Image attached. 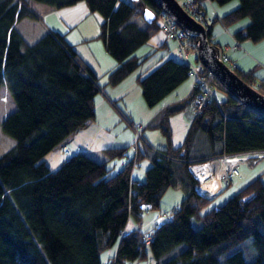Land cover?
Instances as JSON below:
<instances>
[{
    "label": "trees",
    "instance_id": "1",
    "mask_svg": "<svg viewBox=\"0 0 264 264\" xmlns=\"http://www.w3.org/2000/svg\"><path fill=\"white\" fill-rule=\"evenodd\" d=\"M36 1L62 7L80 0ZM195 1L204 12V0ZM86 2L103 16L99 36L118 64L107 84L116 86L148 58L135 52L160 25L144 19L142 25L135 18H142L144 6L156 9L157 3ZM35 16L28 0H0V88L7 87L16 105L1 123L15 144L0 156V264H104L102 252L116 246L115 264L147 259L149 252L155 264H264L262 175L205 211L213 199L197 194L199 182L192 170L224 154L263 152L264 114L241 104L211 76L214 91H223L225 98L216 96L195 111L181 145H172L170 120L192 105L196 91L162 109L136 135L133 154L130 146L105 148L108 160L99 162L80 151L52 170L45 157L95 119L96 96L104 86L64 33L48 30L34 42L24 38L15 23ZM245 17L250 22L231 35L263 39L264 0H240L219 20L228 27ZM234 71L253 86L254 74ZM189 78L187 63L167 58L137 81L146 104L154 107ZM145 129L160 130L167 147H153L142 135ZM115 159L127 161L119 172L110 165ZM143 160L151 164L140 181L132 172ZM176 187L186 196L175 208L173 222L152 230L149 244L140 229L121 237L130 218L140 220L145 207L160 209L166 192Z\"/></svg>",
    "mask_w": 264,
    "mask_h": 264
},
{
    "label": "rangeland",
    "instance_id": "2",
    "mask_svg": "<svg viewBox=\"0 0 264 264\" xmlns=\"http://www.w3.org/2000/svg\"><path fill=\"white\" fill-rule=\"evenodd\" d=\"M32 4H37V5H44L39 1L36 0H30ZM182 1V0H180ZM236 1V0H233ZM240 1V0H237ZM228 4V3H227ZM75 5V6H74ZM220 5H225V4H217L216 6L219 7ZM84 6L88 7L89 6L86 2V0H80L75 4L72 5H66L63 7H53L54 9L49 11L47 15H45L43 17V20H45V23H51L56 31H59L61 33H66L67 27L65 26V22L67 17L71 18L68 19L70 21L76 20L77 18L81 17L84 13H85V9ZM90 10V9H89ZM96 14H93L94 16H91L88 18V20L85 22V27L89 28L90 30L94 29L98 26V36L100 33V29H101V22L103 21V16L96 11H93ZM86 14V13H85ZM86 16V15H84ZM97 18V21L99 20L100 25H96V20L95 18ZM212 18V17H209ZM246 18H243L235 23L230 24L228 27L229 29H234L236 27L240 28L243 23V21H245ZM34 20L29 18V17H24L22 18L20 21H18V28H24L26 30H28V32L26 33L27 37L25 36L26 40L29 42H34L36 41L39 37H33L34 35L37 34V30H29L31 28V25L33 27H35L36 24H33ZM40 23V27L38 25L39 28L43 27V22H38ZM216 24L222 28V24L220 23V21H217ZM61 26V27H60ZM84 27V26H83ZM58 28H61L62 30H59ZM75 28V27H74ZM73 28V29H74ZM223 30H225V27L222 28ZM79 30H76L74 32L73 35H75L76 33H78ZM245 40H249L252 43H255L257 45H259V49L262 50L264 52V38L259 40V41H254L252 39H250L249 37H245L243 38V42H245ZM169 41V49L168 47H164L162 46L164 42ZM94 46H96V49L94 47V53L98 54L100 53L102 56H104V52H107L103 43V40L101 39V37L99 36L98 39H95L94 41ZM155 46V47H154ZM224 45H222V49H224ZM169 50L173 51L172 56L178 57L177 59H179V55H178V43L175 40H169L166 36V34L163 32V30L160 28L158 31H156L150 38L149 40L142 44L139 49L135 52L136 56H140V57H146L147 55L148 58L144 61V63L140 66V68H138L135 72H133L132 74H130L119 86H126V87H132L133 86V90H132V94L130 95V101L128 104V107L126 106V104L124 103L125 101H120L119 102V107L122 108V110L126 113V116L124 114H122L121 112H119L117 110V108L113 107L114 111L112 110H106L105 108L98 107V119H100L101 121H105L106 119L110 118V115L112 114H117V121L114 122V130L112 131V133H122L123 139H131L133 137L132 142L129 144L130 148H129V154H133V150L132 147L135 144L136 141V135L137 132H135V130L133 129L132 125H130V121H134L135 124H140L142 123V126L145 128V126L147 125V123L143 122L139 117H144L145 114L148 112V110L154 109L151 107H148V105L146 104L143 94H142V89L140 84L137 81V78L143 74L146 75L147 73H149L150 71H152L153 69H155L163 60H165L167 57H170L168 52ZM241 52H243L245 55L248 54L250 59V62L252 63L253 59H255L257 62L262 60L261 54L248 49V47H244L242 50H239ZM189 61L187 62L190 65H197L196 62V57L198 56V50L197 49H193V47H190L189 49ZM229 55V53H228ZM258 57V58H257ZM259 59V60H258ZM253 68H256V63H252ZM263 74V71L261 69L258 70L257 75ZM256 75V76H257ZM258 77V76H257ZM193 79L190 77L188 80V84H190V82ZM132 83H138L137 85L135 84L132 85ZM254 87L258 86V82H254L253 84ZM119 88V87H116ZM136 88V89H135ZM106 89L109 91L110 89H112V87H106ZM263 92V91H262ZM215 93L216 96L219 100H223L225 98V93L221 90L215 89ZM264 93V92H263ZM98 97L96 98L98 101L100 99L102 95V93L97 95ZM141 96V97H140ZM138 98H141V102L144 104L143 108H142V103H138ZM128 99V100H129ZM96 100V101H97ZM127 101V100H126ZM100 106V105H99ZM16 108V105L13 101V99L11 98V95L9 93V91H6V88L1 87L0 88V156L5 153L6 151H8L14 144L15 141L9 137L8 135H6L5 133H3L2 129H1V123L2 121L12 112L14 111ZM112 114V115H113ZM194 117L195 116V109L194 107L190 104L188 105L183 111L175 114V116H180V118L182 119V121H186L189 117ZM128 116V117H127ZM181 121V122H182ZM179 120L176 121H171V128H172V132H173V139L176 141H178V139L180 138V136L182 135V123ZM152 134H156L159 138H164L163 134L160 132V130H156V129H145L144 131V135L148 138V136L152 135ZM149 139V138H148ZM140 145L142 146V139L139 140ZM82 149L81 147L78 149L80 150ZM69 156H66V158ZM126 159V158H125ZM125 159H115L113 161H111L110 165H116L113 166L114 167V171H119L122 163L125 161ZM150 161L148 160H143L140 163V169L136 172V175L141 174L142 176L145 177V172L146 170L149 168L150 166ZM239 170H240V176H237L233 179L232 183L225 187V189L219 194L217 195L214 199L212 204L210 205V207H208L205 211H208L209 209H211L212 207H215L217 205H222L224 204L227 199L231 196H233L235 193H237L238 191H240L244 186H246L247 183H249L251 180H253L255 177H257L259 175V173H262V179L264 182V155L259 156L258 158H253V159H249L248 161L242 162L239 165ZM186 196V192L184 191V189L182 187H176V188H170L168 190V192H166V194L164 195L163 199L161 200V205L162 208L161 209L163 212H167L169 213L171 211V209L173 210L174 208H177L181 201L183 200V198ZM156 211L158 210H153L151 213H143L142 215V221H137L133 218H130V220L128 221V224H138L140 226V230L143 233L146 234H150L152 232V230L155 229L156 225L159 224V222L155 219L156 216ZM127 224V225H128ZM134 225V224H133ZM193 226L195 228H199L200 224L197 221H193ZM116 247L107 249L105 251L102 252L101 254V259L103 261L104 264H106V262L108 260H112L113 257L115 256L116 253ZM127 264H155V261L151 255V253L149 252V256L147 259H143V260H135V261H130L127 262Z\"/></svg>",
    "mask_w": 264,
    "mask_h": 264
},
{
    "label": "crops",
    "instance_id": "3",
    "mask_svg": "<svg viewBox=\"0 0 264 264\" xmlns=\"http://www.w3.org/2000/svg\"><path fill=\"white\" fill-rule=\"evenodd\" d=\"M28 3L30 5V7L33 10H35V12H36L35 17H29V18L34 20L33 24H36L35 27H33L31 25V28L29 29V30H31V29L37 30V34L34 35L33 37H40L46 31L54 30L55 27L51 23H45V20H43V17L45 15H47L49 11L53 10L54 9L53 7H55V6L44 4V3H42L44 5H37L35 3L32 4L30 0H28ZM227 3H225V5H220L219 7H217L216 2L204 0L203 1L204 14L206 15V17H214V16L221 17L225 13L236 8L240 4V1L231 0ZM84 9L86 10L85 11L86 14L84 13L81 17L77 18L76 20L70 21L68 19H71V18L67 17L66 22H65V26H64V27H67L65 36H66V39L71 44L74 45L75 50L78 52V54L83 58V60L86 63H88L90 65V67L93 69V71L98 76L100 84L102 86H104L103 91H102L103 96L100 97L99 101L97 99H96L97 101L95 100V107H96L95 119L92 122H90L87 127L83 128L82 130L78 131L77 133L72 135L70 138H68V140L66 142H64L62 147H59L58 149L52 151L51 153H49L45 157L46 164L52 170L57 169L62 164V162L67 159L66 156H69V155H66L64 153L63 147H66L69 149L70 156H71V154L78 153V149L81 147L83 153L88 154L89 156H91L92 158H94L95 160H97L99 162H105L108 159L105 156V154L103 153V149L111 148V147L117 148V147L130 146L129 144L133 140V137L131 139H123L122 133H112V131L114 130L113 124H114V122L117 121V118H118L116 113L113 114V112H112L113 115L111 114L110 118L106 119L105 121H101L100 119H98V107L99 108L103 107L106 110H112V111H114L113 107H115V108H117V110L119 112L125 114V116H126V113L122 110L121 107H119V102L125 101L124 103L126 104L127 108H129L128 107V104L130 101L129 98H130V95L132 94L133 86L132 87H130V86L129 87L119 86L125 79L120 84H118L116 86H110L107 84L109 73L111 71L115 70L118 67V64L108 52H104V56H102L100 54L101 52L98 54V56L96 53H94V47L96 49V46H94V42H92V41H94L95 39H98V37H99L98 36V30L99 29H98V26L96 28L94 26V29L90 30L89 28L85 27V22L88 20L90 15L94 16L93 14H96V13L89 10L88 7H86V6H84ZM84 15H86V16H84ZM94 18L96 20V25H98V24L100 25L99 20L97 21V18L96 17H94ZM245 18L246 19H245V21H243V23L241 24L242 26L240 28L244 27L246 24H248L250 22V17H245ZM21 19L16 21V23H15L16 27L18 26V21H20ZM135 19L140 24L143 25V19H144L143 15H142V18L137 17ZM144 21L147 22L145 19H144ZM217 21H220V20L218 18H216L213 21V23L211 24V29H210L211 41L213 43L218 44L220 47H222V45H224L225 47L228 45H231L233 42H232V38H231L230 33H234L236 30H239L240 28L236 27L233 30L229 29V27H225L224 24H222L220 21V23L222 24V28L225 27V30H223L222 28H220L216 24ZM38 22H43L44 25L42 28H39L40 23H38ZM38 25H39V27H38ZM58 29L62 30L61 28H58ZM18 30L22 33L24 38H25V36L27 37L26 33L28 32V30H26L24 28H18ZM76 30H79L78 33L73 35ZM99 35H100V33H99ZM243 38H245V37H243ZM243 38L240 40L241 45H242V49H243V46L248 47V49H250V47H251V50L261 54V56H262V57H259V58H262V60H260L258 62L252 58L251 61H253L252 63H256V68L252 69L253 65L250 62V59L247 58V57H249L248 54L245 55L243 52H241L239 50L229 51L227 53H229L230 58L236 64V67L238 70H240L241 72H243L245 74L246 73L247 74H254L255 81L258 82V86L261 85V87L264 88V52L259 49V45L252 43L249 40H245V42H243L242 41ZM169 40H173V39H169ZM162 46H164V47L166 46L169 49V41L164 42ZM193 49H196V47H193ZM242 49H240V50H242ZM168 54L170 57H167V58H176L177 59V57L172 56V54H173L172 50H169ZM147 56H149V55H147ZM259 69H261L263 71V74L257 75ZM188 80L185 81L182 85H180L174 92L169 94L161 103H159L158 105H156L154 107H151L154 109L148 110V112L145 114L144 117H139V118L143 122L148 124L166 106L186 99L188 97V95L191 93L192 87H193V80L190 82V84H188ZM135 84L137 85L138 83H134V84L132 83V85H134V86H135ZM106 87H112V89H110L108 91L106 89ZM116 87H119V88H116ZM4 88H6V91L8 92L7 87L4 86ZM97 97L98 96H96V98ZM138 103H140V104L142 103L141 98H138ZM143 103H142V108L144 105ZM188 117H189V115H188ZM182 119L180 118V116L174 115L171 117L170 123H171V121H176V120H179L181 122ZM192 120H193V117L190 116L186 121L181 122L182 126H183L182 135L180 136V138L176 142L172 136V145L173 146H179L182 144ZM130 123H135V122L131 120ZM140 124L142 125V123H140ZM144 131H143L142 135L148 140V142L153 147L160 148V149H165L167 147V145H168L167 140L164 136H163L164 138H159L156 134H152V135L148 136V138H149L148 139L144 135ZM249 156H251V155H249ZM126 162L127 161L125 160L122 163L119 171L124 168V165ZM113 166H116V165H113ZM139 169H140V166L133 169L132 175L135 179H138L140 181H144L145 180L144 176H142L141 174L136 175V172ZM259 175H262V173H259ZM161 209H163L162 205L160 207V210ZM138 221L141 222L142 217ZM134 229H140V226L138 224H135V223H132L130 225L128 224L125 231L129 232V231H132Z\"/></svg>",
    "mask_w": 264,
    "mask_h": 264
},
{
    "label": "built area",
    "instance_id": "4",
    "mask_svg": "<svg viewBox=\"0 0 264 264\" xmlns=\"http://www.w3.org/2000/svg\"><path fill=\"white\" fill-rule=\"evenodd\" d=\"M180 3L197 21L204 23L206 21L211 22L214 20V18L206 17L198 9V4L195 0H182ZM151 9L155 13L160 28L166 34L167 38L177 41L179 59L187 63L189 61V49L191 47L187 33L179 27L176 21L167 12L163 11L159 7L156 9ZM216 17L220 19V17ZM243 34H245V32H243ZM231 36L233 37V43L224 47V51L220 52V60L224 62L231 70H235L236 64L233 62L227 52L240 50L242 49V45L241 41L238 40L233 34ZM188 65L190 67V76L193 78L192 91H196L192 105L195 108V111L199 113L205 103L216 98L214 86L211 82V76L213 75L199 61H197V65ZM135 129L139 134L143 130V126L137 124L135 125ZM65 153L69 154V151L65 150ZM251 154L252 153L237 155L224 154L221 157L213 159L207 163L194 166L192 170L199 182L196 188L197 194L206 199L216 196L225 186L229 185L235 177L240 175L239 165L242 162H245ZM258 154H264V151L259 152ZM152 211L153 209L146 207L143 210V213H151ZM176 213L177 210L169 213L158 210L156 211L155 217L157 220L173 222ZM120 234L121 236H124L125 231H122ZM151 239V236L143 237L145 244H149ZM107 264H115V262H108Z\"/></svg>",
    "mask_w": 264,
    "mask_h": 264
},
{
    "label": "water",
    "instance_id": "5",
    "mask_svg": "<svg viewBox=\"0 0 264 264\" xmlns=\"http://www.w3.org/2000/svg\"><path fill=\"white\" fill-rule=\"evenodd\" d=\"M155 2L160 9L176 21L189 37L195 38L198 60L223 88L241 104L264 114V94L244 81L220 60V46L210 39L211 25L208 22L197 21L178 0H155ZM142 15L148 23L156 19L153 10L148 6H144Z\"/></svg>",
    "mask_w": 264,
    "mask_h": 264
},
{
    "label": "bare ground",
    "instance_id": "6",
    "mask_svg": "<svg viewBox=\"0 0 264 264\" xmlns=\"http://www.w3.org/2000/svg\"><path fill=\"white\" fill-rule=\"evenodd\" d=\"M178 58V57H177ZM196 192H197V189H196ZM128 226V225H127ZM128 229V228H127ZM129 230V229H128ZM130 232V231H129ZM122 237V236H121Z\"/></svg>",
    "mask_w": 264,
    "mask_h": 264
},
{
    "label": "snow or ice",
    "instance_id": "7",
    "mask_svg": "<svg viewBox=\"0 0 264 264\" xmlns=\"http://www.w3.org/2000/svg\"><path fill=\"white\" fill-rule=\"evenodd\" d=\"M151 14L149 13V16H150Z\"/></svg>",
    "mask_w": 264,
    "mask_h": 264
}]
</instances>
